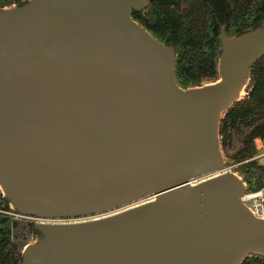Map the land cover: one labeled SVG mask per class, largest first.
Listing matches in <instances>:
<instances>
[{
	"label": "water",
	"instance_id": "95a60500",
	"mask_svg": "<svg viewBox=\"0 0 264 264\" xmlns=\"http://www.w3.org/2000/svg\"><path fill=\"white\" fill-rule=\"evenodd\" d=\"M148 4L0 8V192L17 212L56 220L34 224L21 264L264 256V217L242 200L247 181L224 170L219 135L264 54V23L231 36L222 27L219 78L181 87L175 47L132 17Z\"/></svg>",
	"mask_w": 264,
	"mask_h": 264
},
{
	"label": "trees",
	"instance_id": "16d2710c",
	"mask_svg": "<svg viewBox=\"0 0 264 264\" xmlns=\"http://www.w3.org/2000/svg\"><path fill=\"white\" fill-rule=\"evenodd\" d=\"M249 12L248 21H245ZM132 17L155 37L175 47L176 80L180 86L187 87L193 79L213 78L216 74V45L222 25L231 20L241 21L242 25L234 28L237 34L264 23V0H149L147 11L133 10ZM234 133L242 134L240 146L233 154L236 160L253 155L254 138L264 140V54L250 68L246 96L232 104L220 120L222 146L231 141ZM253 166L256 170H249ZM245 167L250 179L253 178L251 187L262 186L264 166H257L250 160ZM8 232L0 211V260L10 244ZM241 264H264V256H247Z\"/></svg>",
	"mask_w": 264,
	"mask_h": 264
},
{
	"label": "rangeland",
	"instance_id": "374dc122",
	"mask_svg": "<svg viewBox=\"0 0 264 264\" xmlns=\"http://www.w3.org/2000/svg\"><path fill=\"white\" fill-rule=\"evenodd\" d=\"M24 1L25 0H0V8L12 7V6L18 5L20 3H23ZM137 12L143 13L142 11H137ZM250 12L248 13V15H245V17H244L245 21H248V17H249ZM227 25H222L221 27L224 28V30L228 36H231V35L236 34V33H234L235 32L234 28L241 26L242 22L241 21L235 22V21L231 20L230 23ZM220 47H221V42H220L219 35H218V42L216 45V58L217 59H218V53H219ZM176 58H177V52H176ZM218 78H219V74H218V70H217V72L213 78L202 77V78H199V80L193 79L189 82L191 83L190 86H195V85L205 84L207 82L214 81ZM249 81L242 90L241 99L244 98V96H246V94H247ZM181 87H183V86H181ZM222 115H224V113ZM243 129H245V128H243ZM241 136H242V134L234 133V135L231 138V141L226 146L221 145V152H222L224 160H225V167H227V169L230 171H234V172L238 173L243 179H245L247 181L248 187L252 188L251 185L253 184V178L251 177V179H250L248 172H246L245 166H246V162H248L250 160L254 161L257 166L258 165L264 166L262 164V156L261 157L258 156V154H260L261 151L258 150V148H257V146H260V145H262L264 147V140L260 137L254 138V140H253V145H254L253 155L251 157H248V158L243 159V160H236L233 157V154L238 149V147L240 146V142H241L240 137ZM220 140H221V136H220ZM253 169H255L254 166L249 168V170H253ZM203 178H205V177L201 176V177L195 178V182L200 181ZM148 199H149L148 197H145L139 201L132 202L131 204L120 206L119 208L108 211V212L95 214L93 216L78 217V218L70 219L67 221H82V220L100 217V216L107 215V214H110V213H113L116 211L123 210V209L130 207L132 205H135L137 203L147 201ZM0 201H1L0 211L2 213V216L6 220L7 228L9 231L8 232L9 242L11 243V245L13 243L14 246L17 247L16 249L19 251L18 256L20 258L24 245L27 243H33L34 241H36L39 237V233L36 232L32 227V221H34V220L31 218L25 217L26 215L21 214V213L15 211L14 209H12L9 206L7 198L2 193H1ZM58 221H63V220H58ZM48 222H56V220H49ZM5 250H6V248H5ZM251 255H255V254H251ZM251 255H248V256H251ZM19 263L21 264L20 260H19Z\"/></svg>",
	"mask_w": 264,
	"mask_h": 264
},
{
	"label": "built area",
	"instance_id": "2783aa9c",
	"mask_svg": "<svg viewBox=\"0 0 264 264\" xmlns=\"http://www.w3.org/2000/svg\"><path fill=\"white\" fill-rule=\"evenodd\" d=\"M260 150L258 156H262V164L264 165V147L262 145L257 146ZM224 170H228L227 167ZM242 200L250 208L253 214L264 217V183L259 188H246V191L242 197Z\"/></svg>",
	"mask_w": 264,
	"mask_h": 264
},
{
	"label": "flooded vegetation",
	"instance_id": "af4514ba",
	"mask_svg": "<svg viewBox=\"0 0 264 264\" xmlns=\"http://www.w3.org/2000/svg\"><path fill=\"white\" fill-rule=\"evenodd\" d=\"M25 217L31 218L34 221H32V227L33 229L37 232V230L34 228V224L37 222H48L49 220H45V219H40V218H36L34 216H29L26 215ZM17 247L14 246V244L11 243L6 246V250H5V254L3 256V258L0 260V264H20V262L22 261V254L19 258L18 254L19 251L16 249Z\"/></svg>",
	"mask_w": 264,
	"mask_h": 264
},
{
	"label": "bare ground",
	"instance_id": "6f19581e",
	"mask_svg": "<svg viewBox=\"0 0 264 264\" xmlns=\"http://www.w3.org/2000/svg\"><path fill=\"white\" fill-rule=\"evenodd\" d=\"M240 94H242V90H241Z\"/></svg>",
	"mask_w": 264,
	"mask_h": 264
}]
</instances>
